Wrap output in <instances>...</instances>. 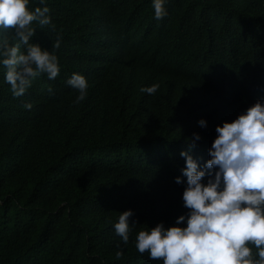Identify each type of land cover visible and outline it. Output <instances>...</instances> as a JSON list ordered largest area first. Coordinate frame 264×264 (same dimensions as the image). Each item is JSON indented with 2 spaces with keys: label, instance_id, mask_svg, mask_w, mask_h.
Listing matches in <instances>:
<instances>
[{
  "label": "trees",
  "instance_id": "trees-1",
  "mask_svg": "<svg viewBox=\"0 0 264 264\" xmlns=\"http://www.w3.org/2000/svg\"><path fill=\"white\" fill-rule=\"evenodd\" d=\"M47 3L33 40L60 39L59 75L16 97L0 69V264H162L135 237L188 212L181 151L199 133L203 164L216 126L264 101V0H168L161 20L151 0ZM73 72L89 82L79 103Z\"/></svg>",
  "mask_w": 264,
  "mask_h": 264
},
{
  "label": "clouds",
  "instance_id": "clouds-1",
  "mask_svg": "<svg viewBox=\"0 0 264 264\" xmlns=\"http://www.w3.org/2000/svg\"><path fill=\"white\" fill-rule=\"evenodd\" d=\"M167 2L151 0L157 20L168 15ZM39 4L43 6L33 8L31 0H0V69L16 97L25 94L40 74L54 80L61 71L55 52L60 39L51 50L33 40L38 28L52 23L47 0ZM66 83L77 90L74 103L86 99L89 82L84 74L73 72ZM158 88L152 84L141 91L154 94ZM48 91L52 92L51 86ZM24 107L30 109L32 104ZM198 123L207 126L203 118ZM215 131L210 158L203 164L191 154L195 141L201 139L199 133L180 153L185 157L182 199L188 212L172 226L160 222L136 234V250L147 252L149 259L162 264H264V101L257 100ZM175 179L184 182L181 176ZM132 215L131 209L124 210L114 224L124 244L136 225L129 222Z\"/></svg>",
  "mask_w": 264,
  "mask_h": 264
}]
</instances>
